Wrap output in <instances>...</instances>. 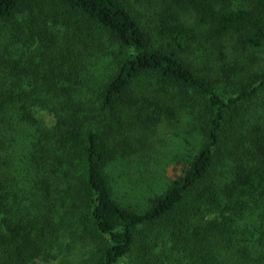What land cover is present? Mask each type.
I'll use <instances>...</instances> for the list:
<instances>
[{"label": "trees", "instance_id": "trees-1", "mask_svg": "<svg viewBox=\"0 0 264 264\" xmlns=\"http://www.w3.org/2000/svg\"><path fill=\"white\" fill-rule=\"evenodd\" d=\"M263 48L264 0H0V264H264ZM161 126L186 166L123 207Z\"/></svg>", "mask_w": 264, "mask_h": 264}, {"label": "rangeland", "instance_id": "rangeland-1", "mask_svg": "<svg viewBox=\"0 0 264 264\" xmlns=\"http://www.w3.org/2000/svg\"><path fill=\"white\" fill-rule=\"evenodd\" d=\"M258 53L262 58L260 65L252 67L262 72L264 70V48ZM246 65L251 66L248 62ZM129 134L132 133L126 131V135ZM147 136H149V141L155 142L149 153L129 157L124 155L109 164L107 171L113 186V197L123 207H141L146 203L150 194L165 190L169 182L181 176L182 169L189 159L188 152L179 145V139L172 136L170 129L161 126L156 134L149 133ZM152 136L154 138H151ZM121 141L124 144L129 142L133 147L137 146L134 136L128 139L122 135ZM126 147L123 146L120 151L127 152ZM159 229V227L154 228V230ZM74 251L62 252L58 257L61 258L60 261H51L50 264H73L79 260V255Z\"/></svg>", "mask_w": 264, "mask_h": 264}]
</instances>
